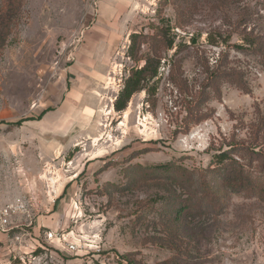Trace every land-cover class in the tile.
Listing matches in <instances>:
<instances>
[{
  "label": "rangeland",
  "instance_id": "374dc122",
  "mask_svg": "<svg viewBox=\"0 0 264 264\" xmlns=\"http://www.w3.org/2000/svg\"><path fill=\"white\" fill-rule=\"evenodd\" d=\"M20 3L0 264H264V0ZM147 60L157 77L118 112Z\"/></svg>",
  "mask_w": 264,
  "mask_h": 264
},
{
  "label": "trees",
  "instance_id": "16d2710c",
  "mask_svg": "<svg viewBox=\"0 0 264 264\" xmlns=\"http://www.w3.org/2000/svg\"><path fill=\"white\" fill-rule=\"evenodd\" d=\"M20 4H21L20 0H0V49L2 47V44L5 42L7 38L10 25L11 23H13V20L11 21V19L15 16L14 13L18 11ZM140 37H141L140 35H136V34H133L132 36L134 45H133V48L132 47L130 48V50H131V55L133 57H136L133 53V50H134V46L136 45L137 40ZM151 65H152V62L150 60H147L146 64L143 67L136 68L131 71L129 77L127 78L125 82L124 89L121 91L115 103V109L118 112L124 111L126 109L128 102L130 101L131 97L135 93L146 89L147 80L154 79L155 77H157L158 70L157 68L153 69L152 68L153 66ZM226 159H229L227 157L226 152L222 154L221 156H218V162L220 163H224ZM231 161L233 160L231 159ZM232 165H234V163L230 162L228 163V165H226V167L230 169ZM158 169H162L163 171H171L172 168H170L169 166H165V167H160ZM231 172H233V170ZM181 209L183 208H180L179 211L177 212L179 217L184 214V211H182ZM128 263L135 264L131 260H129Z\"/></svg>",
  "mask_w": 264,
  "mask_h": 264
},
{
  "label": "built area",
  "instance_id": "2783aa9c",
  "mask_svg": "<svg viewBox=\"0 0 264 264\" xmlns=\"http://www.w3.org/2000/svg\"><path fill=\"white\" fill-rule=\"evenodd\" d=\"M19 208L21 209L22 207L19 206ZM12 211H15V210H12V208H7L5 210H2L0 212V231L2 232H8L10 229L9 225H8V216L11 215ZM56 237V235L52 232L48 233V238H54ZM70 249L73 250L75 249V247L73 246V244H71L70 246Z\"/></svg>",
  "mask_w": 264,
  "mask_h": 264
},
{
  "label": "crops",
  "instance_id": "0c3cea01",
  "mask_svg": "<svg viewBox=\"0 0 264 264\" xmlns=\"http://www.w3.org/2000/svg\"><path fill=\"white\" fill-rule=\"evenodd\" d=\"M9 229H11V228H9ZM6 233H8V232H6ZM6 233L0 231V241L3 240V239H5L7 237Z\"/></svg>",
  "mask_w": 264,
  "mask_h": 264
}]
</instances>
